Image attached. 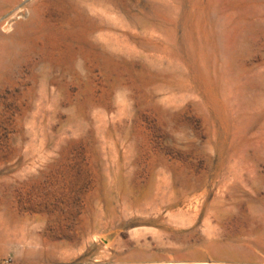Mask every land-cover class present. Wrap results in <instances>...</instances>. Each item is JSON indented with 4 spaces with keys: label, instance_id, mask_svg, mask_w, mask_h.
I'll return each mask as SVG.
<instances>
[{
    "label": "rangeland",
    "instance_id": "obj_1",
    "mask_svg": "<svg viewBox=\"0 0 264 264\" xmlns=\"http://www.w3.org/2000/svg\"><path fill=\"white\" fill-rule=\"evenodd\" d=\"M0 264H264V0H0Z\"/></svg>",
    "mask_w": 264,
    "mask_h": 264
}]
</instances>
